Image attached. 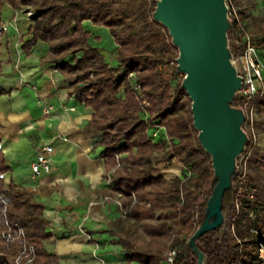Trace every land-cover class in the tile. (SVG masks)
<instances>
[{
    "label": "trees",
    "instance_id": "trees-1",
    "mask_svg": "<svg viewBox=\"0 0 264 264\" xmlns=\"http://www.w3.org/2000/svg\"><path fill=\"white\" fill-rule=\"evenodd\" d=\"M19 1L34 11L28 30L31 38L24 51L29 53L38 42L50 46L44 63L69 82L70 96L92 110L88 129L103 135L109 189L120 198L124 210L113 226L128 264H165L166 255L173 250L177 251L173 264H198L190 240L207 219L208 201L218 178L194 127L192 101L183 88L185 76L178 70L179 50L169 31L154 19L160 0ZM86 22L109 31L117 45L116 67L107 62L102 48L92 44ZM1 23L0 9V47L4 37ZM230 23L231 53L238 56L243 46L233 38L238 29L233 14ZM251 34L256 47L264 48V20ZM130 74L135 75L134 80ZM233 107H242L239 98ZM257 111L264 112V97ZM158 128L163 132L154 139L152 134ZM252 146L250 139L246 155ZM165 154L179 164L180 176L168 179L163 174L160 155ZM247 165L248 186L242 195L237 197L239 183L234 177L223 198L224 225L196 240L204 264L260 263L264 158L253 150ZM9 171L0 151V264H15L25 246L35 249L33 264H59L57 256L44 247L52 234L43 206L34 201L31 190L6 185L4 175ZM251 187L257 189L253 198ZM18 227L24 228V239L18 236Z\"/></svg>",
    "mask_w": 264,
    "mask_h": 264
},
{
    "label": "crops",
    "instance_id": "crops-1",
    "mask_svg": "<svg viewBox=\"0 0 264 264\" xmlns=\"http://www.w3.org/2000/svg\"><path fill=\"white\" fill-rule=\"evenodd\" d=\"M0 9L11 19L2 16L10 28L0 47V151L10 169L6 185L31 190L43 206L52 234L44 247L59 264H128L113 226L122 213L106 177L103 135L88 129L92 110L70 96L69 82L44 63L48 44L38 42L24 51L31 38L27 8L19 0H0ZM44 107L52 112L46 114ZM44 146L53 148L54 170L35 177L32 165Z\"/></svg>",
    "mask_w": 264,
    "mask_h": 264
},
{
    "label": "water",
    "instance_id": "water-1",
    "mask_svg": "<svg viewBox=\"0 0 264 264\" xmlns=\"http://www.w3.org/2000/svg\"><path fill=\"white\" fill-rule=\"evenodd\" d=\"M228 16L225 0H160L154 14L179 50L178 70L185 75L183 88L192 101L194 127L218 178L208 201L207 219L190 240L198 264H204V256L196 240L224 225L223 198L250 141L242 129L245 114L233 107L242 78L228 46Z\"/></svg>",
    "mask_w": 264,
    "mask_h": 264
},
{
    "label": "built area",
    "instance_id": "built-area-1",
    "mask_svg": "<svg viewBox=\"0 0 264 264\" xmlns=\"http://www.w3.org/2000/svg\"><path fill=\"white\" fill-rule=\"evenodd\" d=\"M26 17L28 20H32L34 13L31 9H26ZM232 15V14H231ZM234 16V15H233ZM236 18V16H234ZM1 28L4 34L8 33L10 24L1 23ZM238 45L243 46L241 53L238 56L233 55L232 63L235 67L240 69L239 76L242 78L241 90L237 93L236 98H239L242 102L241 109L245 114V126L249 133V138L253 141V146L251 152L254 150L256 145V117H257V104L264 97V55L254 44L252 36L243 32L242 40L237 41ZM129 78L131 80L135 79L134 74H130ZM139 90V86L135 88ZM52 107H44L46 114L52 112ZM163 132L162 128H158L152 134L154 139L159 138L160 134ZM249 152L247 155L244 152L242 156L239 157L237 161V177L239 188L237 192V197L242 195L244 187L248 186V159L251 155ZM53 148L51 146H44L37 156L36 161L32 165V173L35 177L41 174H50L53 172V161H52ZM110 183V180L108 179ZM257 192L254 187L249 188L250 197L253 198ZM116 204L120 209L121 213L124 214L122 203L119 197H117ZM237 212L239 213L238 201H236ZM252 220L255 219L254 215L250 216ZM18 236L22 239L25 238V231L23 227H18ZM253 234L258 235L256 230H252ZM12 234L8 235L9 240ZM35 249L33 246L25 247L23 254L16 260L15 264H33L35 260ZM177 251H171L166 255L165 264H173ZM258 259L259 264H264V242L260 243L258 247Z\"/></svg>",
    "mask_w": 264,
    "mask_h": 264
},
{
    "label": "rangeland",
    "instance_id": "rangeland-1",
    "mask_svg": "<svg viewBox=\"0 0 264 264\" xmlns=\"http://www.w3.org/2000/svg\"><path fill=\"white\" fill-rule=\"evenodd\" d=\"M229 8V21L232 18L231 13L236 16L234 17L238 22V29L233 31L234 40L238 41L241 39L243 32H247L252 36V32L261 24L264 20V0H225ZM30 9V8H29ZM33 11V9H31ZM34 13V11H33ZM3 19H10V13L6 10H3L2 13ZM86 30L92 35V44L96 47L102 48L106 56L107 62L112 66L116 67L117 62V46L114 43V40L109 34V31L103 28L94 27L91 23L85 24ZM13 30V28L11 29ZM258 39L261 38L259 35ZM256 38V39H257ZM255 39V40H256ZM228 46L231 50V44L228 40ZM260 52L264 55V48H260ZM240 72V69H239ZM185 76V75H184ZM144 106H148L147 103H144ZM243 131L249 136L248 130L245 126V123L242 126ZM256 145L254 150L259 152L264 158V112L257 113L256 125ZM161 162H164L160 168L163 171V174L168 178H175L181 175V169L179 164L175 160H171L168 154L160 155ZM260 182L264 183V174L260 175ZM27 247V246H25ZM24 247V249H25Z\"/></svg>",
    "mask_w": 264,
    "mask_h": 264
}]
</instances>
